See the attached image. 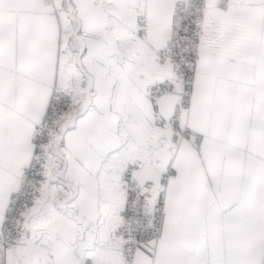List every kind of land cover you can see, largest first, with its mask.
Wrapping results in <instances>:
<instances>
[{
    "label": "snow or ice",
    "instance_id": "snow-or-ice-1",
    "mask_svg": "<svg viewBox=\"0 0 264 264\" xmlns=\"http://www.w3.org/2000/svg\"><path fill=\"white\" fill-rule=\"evenodd\" d=\"M0 264H264V0H0Z\"/></svg>",
    "mask_w": 264,
    "mask_h": 264
}]
</instances>
